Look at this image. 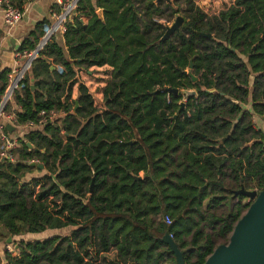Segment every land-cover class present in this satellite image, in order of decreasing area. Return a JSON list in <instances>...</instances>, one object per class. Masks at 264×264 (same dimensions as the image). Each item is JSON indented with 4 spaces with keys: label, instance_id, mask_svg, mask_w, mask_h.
<instances>
[{
    "label": "trees",
    "instance_id": "1",
    "mask_svg": "<svg viewBox=\"0 0 264 264\" xmlns=\"http://www.w3.org/2000/svg\"><path fill=\"white\" fill-rule=\"evenodd\" d=\"M180 13L181 30L164 40ZM44 22L20 51L35 49ZM63 38L64 47L51 38L14 93L17 124L40 127L19 140L15 161L0 157V243L12 236L14 249L0 264H178L166 233L185 264H203L252 204L234 191L264 188L254 121L264 119V0L213 15L197 0H79ZM104 66L98 108L81 73Z\"/></svg>",
    "mask_w": 264,
    "mask_h": 264
},
{
    "label": "water",
    "instance_id": "2",
    "mask_svg": "<svg viewBox=\"0 0 264 264\" xmlns=\"http://www.w3.org/2000/svg\"><path fill=\"white\" fill-rule=\"evenodd\" d=\"M167 1L172 2V0ZM183 23L184 17L178 16L175 22L167 28L163 39L166 40L175 32H179ZM207 36H211V34H207ZM51 68L52 70L54 69L53 66ZM194 81H197L196 77H194ZM168 90L174 93L178 92V89L170 88ZM185 93L187 95H193L196 94V90H187ZM6 128L10 132L15 130V127L11 124H7ZM28 146L33 148V145L30 143H28ZM35 164L33 163V165ZM39 167L44 168L43 165H39ZM135 177L136 179L141 178L138 176ZM92 188L93 183L91 185ZM234 194L249 197L252 200V204L236 223L229 242L219 245L203 264H264V188L255 190L243 188L234 191ZM12 240V236H10L6 243L11 244ZM163 241L170 245L178 264H185L182 251L169 233L165 234Z\"/></svg>",
    "mask_w": 264,
    "mask_h": 264
},
{
    "label": "built area",
    "instance_id": "3",
    "mask_svg": "<svg viewBox=\"0 0 264 264\" xmlns=\"http://www.w3.org/2000/svg\"><path fill=\"white\" fill-rule=\"evenodd\" d=\"M79 0H58L61 5L59 10H55L52 6L51 13L54 17V21L49 25L48 29L45 31L44 35L40 38V41L36 45L34 50L31 51H20L19 49L15 52V67L9 74V84L8 87L1 97L0 100V140L2 142L0 157L3 159H8L10 161H15L17 159L14 150L16 149V141L9 137L8 133L4 130L6 128L5 121H9L13 126H21L17 124L16 109L12 110L10 113L7 112L6 108L8 104L14 99V93L21 86V83L30 71L33 62L38 59L41 51L45 48L51 38L64 30L65 23L68 18L72 16ZM0 15L3 18L4 24L9 28L16 27L23 18L24 7L20 8L15 6L12 0H0ZM160 21V20H158ZM165 22L161 20L160 22ZM9 113V114H8ZM57 114L52 113V117ZM46 119L40 122L43 125ZM38 126L34 122H29L25 124V127ZM33 163H38V160L32 161ZM168 224L172 223V218L170 216L166 217ZM4 250H13L11 244H7Z\"/></svg>",
    "mask_w": 264,
    "mask_h": 264
},
{
    "label": "crops",
    "instance_id": "4",
    "mask_svg": "<svg viewBox=\"0 0 264 264\" xmlns=\"http://www.w3.org/2000/svg\"><path fill=\"white\" fill-rule=\"evenodd\" d=\"M208 0H197L199 5L204 4ZM227 3L232 4L235 0H225ZM52 6H54L55 10H59L61 5L58 3V0H30L29 2L23 5L24 7V15L20 23L14 27L9 28L4 24L3 18L0 15V75L6 69H13L15 67V52L20 48L24 39L32 32L36 25L40 22H44L43 31L45 32L49 25L54 21V17L51 13ZM204 10V9H203ZM63 31H60L56 34L57 41L61 46H65V41L63 38ZM54 69H58L59 72H63L64 68L62 66H53ZM83 77V74H82ZM1 85V83H0ZM102 93V92H101ZM78 94L77 86L74 87L73 98H76ZM12 110L18 109V106L14 103V100L11 101ZM250 108V106H248ZM10 111V112H11ZM9 112V113H10ZM8 113V114H9ZM257 117L255 115L254 121L255 125L258 129H262L264 131V124L262 128H260L256 124ZM258 123V121H257ZM264 123V121H263ZM11 124L9 121H5V125ZM15 130L8 133L9 137L14 139L16 142V148L19 146V140L24 137L26 133H28L32 129L39 128L40 126L33 127H25L14 126ZM4 252V247L0 243V254L2 255Z\"/></svg>",
    "mask_w": 264,
    "mask_h": 264
},
{
    "label": "rangeland",
    "instance_id": "5",
    "mask_svg": "<svg viewBox=\"0 0 264 264\" xmlns=\"http://www.w3.org/2000/svg\"><path fill=\"white\" fill-rule=\"evenodd\" d=\"M231 3L233 2L231 1ZM229 5L230 3H227L225 0H208L204 4H201L199 6L202 9H204V11H206L209 15H213V14L219 13L220 10L228 7ZM178 16H183V14L181 13L178 14L172 21L167 22V25L171 26L175 22ZM82 74H83L82 78L85 80L86 84L88 85L91 93L93 94L95 98L97 107L102 108L103 96L101 92L103 88L106 86V84L108 83V81L111 79V68L108 66L91 67L87 72H82L81 76ZM63 117H64V114L60 112L55 117H53V120L55 121L57 125H62ZM256 117H257L256 124L260 128H262V125L264 124L263 116L256 115ZM34 174H40V172L36 170L34 171ZM70 232H71L70 228L68 229H49L42 233L30 234L29 238L27 237L26 239L27 240H44L45 238H48L50 236H55V235L65 236V235H68ZM12 249H13V246H12Z\"/></svg>",
    "mask_w": 264,
    "mask_h": 264
}]
</instances>
